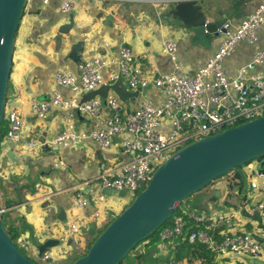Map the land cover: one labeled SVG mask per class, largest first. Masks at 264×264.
<instances>
[{
    "label": "crops",
    "instance_id": "crops-1",
    "mask_svg": "<svg viewBox=\"0 0 264 264\" xmlns=\"http://www.w3.org/2000/svg\"><path fill=\"white\" fill-rule=\"evenodd\" d=\"M73 1L77 4V9L68 15L60 12L61 0H51L48 6H44L40 0L28 1L16 38L6 103L19 110L25 124L20 144L6 141V148L1 146L2 156L14 151L18 158L17 163L9 160L6 168L2 167L0 161V189H5L3 194L7 192V200L3 199L4 221L8 230L17 237H26L38 249L48 240L60 242V230L71 219L74 211V196L79 192L90 193L96 189L95 179L100 173L101 165L125 160V157L117 154L116 148L108 152L101 151L91 140L80 148H52L50 143L63 128L65 112L55 110L46 120H38L31 112V100L36 98L49 101L54 90L65 99L73 98L75 94L70 89L56 84L54 75L58 70L79 75L82 62L96 57L115 60L102 70L108 83L119 76V52L123 46L131 48L136 64L142 66L150 79L155 80L161 75L169 74L172 62L162 52V45L168 39L177 40L179 59L188 74L193 75L214 56L224 39L221 34L218 37L208 36L204 41H194L193 33L181 22L172 17L163 18L169 5L158 6L154 0H136L132 3ZM198 2L203 6L208 21L219 22L226 18L229 30L234 31L244 19L256 12L262 0ZM64 26H69L67 33L61 31ZM257 37L255 44L243 42L224 59L223 67L227 75H235L239 68L252 61L258 50L264 49V25ZM104 43L109 46L105 47ZM250 74H264V64L256 66ZM129 92L126 100L112 90L108 96H117L126 113L135 111L137 100L157 104L162 99L159 89L153 83L148 88H142L135 100L136 92L130 89ZM88 93L80 94L78 98L82 100ZM91 123L92 120L86 115L77 118L78 128L85 133H91ZM60 160L63 165L59 164ZM258 169H261L259 161L240 169L239 173L245 179L243 189L240 188L239 179H234L233 176L217 180L207 187L205 196L194 203L198 208L196 210L209 215H241L235 230L259 232L264 243V226H259L241 207L249 196L251 175ZM217 192L221 195L216 199ZM112 201L117 207L112 213L105 215L106 219L99 227L92 225L80 237L68 240L65 245L60 242L50 249L58 254L57 264L72 262L87 249L94 232L97 233L111 218L119 214L117 208L125 202ZM6 202L11 203L8 208ZM184 209L191 210L188 206ZM178 248L173 243L171 252L177 253ZM135 252L124 264H161V259H164V264L167 262V258L161 256L154 245L145 247L142 259H139L141 251ZM180 264L202 263L188 258L184 262L180 261ZM219 264H264V261L227 258Z\"/></svg>",
    "mask_w": 264,
    "mask_h": 264
},
{
    "label": "built area",
    "instance_id": "built-area-1",
    "mask_svg": "<svg viewBox=\"0 0 264 264\" xmlns=\"http://www.w3.org/2000/svg\"><path fill=\"white\" fill-rule=\"evenodd\" d=\"M40 1L48 6L51 0ZM99 1L132 3L136 0ZM185 1L154 0V3L168 6ZM76 9L77 4L73 0H61L62 14H72ZM263 25L264 0L256 12L244 19L234 31L229 30V25L224 26L226 32L219 34H223L224 39L217 52L193 75L188 74L179 59L176 39H168L162 45L163 54L172 62V71L155 80L150 79L142 66L136 64L131 48L123 46L119 52L117 77H122L134 92L153 83L162 96L157 104L137 100L133 113H126L115 95L105 99L96 97L85 103L78 98V95L96 91L107 83L102 70L115 60L102 57L87 59L80 65L79 75L66 70L56 72V84L70 89L75 96L65 99L54 90L49 101L33 98L30 102L31 112L38 120H46L55 110L65 112L63 128L50 146L54 149H75L86 146L91 140L101 151L116 148L117 154L125 157V160L102 164L95 179L96 189L74 196L71 219L60 230L62 245L80 237L92 225L99 227L105 221V215L117 207L112 200H128L108 197L105 189H127L135 197L149 184L159 166L178 150L264 116V74H250L256 66L264 64V49L258 50L252 61L239 68L233 76L227 75L223 67L224 59L241 43L257 42L258 31ZM104 45L109 46L108 43ZM80 115L92 120L90 134L78 128L77 118ZM24 124L25 119L19 110L6 104L3 148H6V141L20 144L24 137ZM59 164L63 165L62 160ZM2 195L0 198L4 199ZM241 207L259 226H264V171L261 169L251 175L249 196ZM240 216L234 213L209 215L183 208L169 225L160 229L157 239L141 244V254H145V247L154 245L160 255L167 258L166 264H180L175 253L171 252V246L187 242L189 245L199 244L214 255L215 260L208 264H219L227 258L263 262L264 243L259 232L235 230ZM14 241L17 248L21 252L26 251L32 261L57 264L58 254H54L53 250H47L40 256L39 249L26 237L20 236Z\"/></svg>",
    "mask_w": 264,
    "mask_h": 264
},
{
    "label": "water",
    "instance_id": "water-1",
    "mask_svg": "<svg viewBox=\"0 0 264 264\" xmlns=\"http://www.w3.org/2000/svg\"><path fill=\"white\" fill-rule=\"evenodd\" d=\"M28 1L0 0V150L16 38ZM171 17L193 33L194 41H204L208 36L218 37L220 32H226V18L219 22L208 21L198 0L169 5L163 18ZM61 31L67 33L69 26H64ZM110 90L123 100L130 94L126 81L118 77L88 93L82 103L97 95L105 99ZM140 91L134 93L133 100ZM9 160L18 162L14 151L0 156L3 168L7 167ZM256 161H259L260 168H264V116L178 150L159 166L149 184L135 197L127 189H105L108 197L132 201L103 231L94 232L95 239L87 253L72 264H121L142 242L156 234L189 198L236 169ZM220 195L217 192L215 198ZM2 211L0 264H39L17 248L14 238L3 225ZM59 243L58 240H48L41 244L40 256Z\"/></svg>",
    "mask_w": 264,
    "mask_h": 264
},
{
    "label": "trees",
    "instance_id": "trees-1",
    "mask_svg": "<svg viewBox=\"0 0 264 264\" xmlns=\"http://www.w3.org/2000/svg\"><path fill=\"white\" fill-rule=\"evenodd\" d=\"M5 133H6V127H5V125L3 126V131H2V139H3V137L5 136ZM2 142V141H1ZM1 151V150H0ZM240 169L241 168H238V169H236L235 171H233V172H231V173H229V174H227L226 176H230L231 174H232V176L234 177V179H239V184H240V188L241 189H243V184L245 183V179H244V177H242V175L239 173V171H240ZM261 171H264V168H261ZM5 189L4 188H2V189H0V191H1V193L4 191ZM1 195V194H0ZM4 198H6V200H7V192L4 194V196H3ZM186 202H188V200L186 201ZM185 202V203H186ZM11 205V203L9 204L8 202H6V208H8L9 206ZM183 206L184 205H182V207L181 208H178V210L175 212V214L172 216V218L164 225V226H166V225H169L170 223H171V221L175 218V217H177L180 213H181V211H182V209H183ZM0 209H4V203H3V198H0ZM4 217H5V213H3V214H1V218H2V222H3V225H4V227L5 228H7L6 226H5V224H4ZM115 219V217L114 218H112V220L111 221H113ZM111 221H109V223L111 222ZM108 223V224H109ZM7 231H8V233L12 236V235H15V237L17 238V235L16 234H14V233H12L10 230H8V229H6ZM160 231V230H159ZM159 231L156 233V234H154L153 236H151L149 239H147V240H145V241H148V240H155V239H157V236H158V233H159ZM189 231H192V230H189ZM144 241V242H145ZM93 243V242H92ZM92 243L91 244H88L89 246H87V249L83 252V253H81L80 255H77V257L76 258H74V260H72V262H70L69 264H72L75 260H77L78 258H80V257H82L83 255H85L86 253H87V251H88V249L90 248V246L92 245ZM143 243V242H142ZM141 243V244H142ZM140 244V245H141ZM177 247H179L178 249V252L176 253V257H177V260H178V262L180 263V261H182V260H184V259H188V258H192L193 260H195V261H200L202 264H208V263H211V262H213L214 260H215V257H214V255L213 254H211L205 247H203V246H201V245H199V244H196V245H189L187 242H181L180 244H179V246L177 245ZM137 249V248H136ZM136 249L134 250V251H136ZM133 251V252H134ZM132 252V253H133ZM129 257H130V255L121 263V264H124V262L126 261V260H128L129 259ZM142 257H143V254H141L140 256H139V259H142ZM31 260V259H30ZM180 260V261H179Z\"/></svg>",
    "mask_w": 264,
    "mask_h": 264
},
{
    "label": "rangeland",
    "instance_id": "rangeland-1",
    "mask_svg": "<svg viewBox=\"0 0 264 264\" xmlns=\"http://www.w3.org/2000/svg\"><path fill=\"white\" fill-rule=\"evenodd\" d=\"M2 156V155H1ZM1 165V164H0ZM0 173H1V168H0ZM1 176V175H0ZM226 177H232V174L230 175V176H226ZM224 178V177H223ZM223 178H221V179H223ZM0 179H1V177H0ZM209 188V187H208ZM207 189V188H206ZM206 189H204V190H202V191H200L198 194H195L194 196H192L191 198H189L188 199V202H186V203H184L183 205V208L184 207H189L190 209H198L195 205H194V203H197L198 202V200L201 198V197H203V196H205V194L207 193V191H206ZM0 194L2 195L3 194V192L1 193V191H0ZM3 196V195H2ZM131 201L132 200H130V199H128L124 204H122L121 206H119L118 208H117V210H118V213L120 214L124 209H126L128 206H129V204L131 203ZM3 214V213H2ZM107 220H109L108 218H107ZM112 220V218L109 220V221H111ZM109 221H108V223H109ZM108 223H106L105 225H104V227L101 229H99L98 231H97V233L99 234L101 231H103L104 229H105V227L108 225ZM4 224H5V226H6V222L4 221ZM7 229V228H6ZM12 237L14 238V240H16L17 238L15 237V235H12ZM94 237H90V239H89V244H91L93 241H94ZM89 246V245H88ZM143 247V245L141 246H139L137 249H136V251L137 252H139V250L141 251V248ZM179 250V249H178ZM178 250H177V252H178ZM22 252L26 255V256H28V258H30L29 257V255L27 254V252L26 251H24V250H22ZM81 253H83V252H81ZM80 253V254H81ZM136 252L134 251L133 253H131L130 254V257H132V255H134ZM175 255H176V253H175ZM129 257V258H130ZM33 260V259H32ZM185 260H187V259H184V260H182L181 262H184ZM161 261V264H164V259H161L160 260ZM166 261H167V259H166ZM180 261V260H179Z\"/></svg>",
    "mask_w": 264,
    "mask_h": 264
},
{
    "label": "bare ground",
    "instance_id": "bare-ground-1",
    "mask_svg": "<svg viewBox=\"0 0 264 264\" xmlns=\"http://www.w3.org/2000/svg\"><path fill=\"white\" fill-rule=\"evenodd\" d=\"M1 211L4 210V209H0Z\"/></svg>",
    "mask_w": 264,
    "mask_h": 264
}]
</instances>
